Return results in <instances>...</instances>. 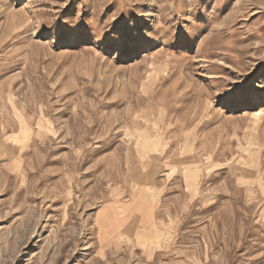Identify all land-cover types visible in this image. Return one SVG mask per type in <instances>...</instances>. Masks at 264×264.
<instances>
[{"label": "rangeland", "instance_id": "1", "mask_svg": "<svg viewBox=\"0 0 264 264\" xmlns=\"http://www.w3.org/2000/svg\"><path fill=\"white\" fill-rule=\"evenodd\" d=\"M0 264H264V0H0Z\"/></svg>", "mask_w": 264, "mask_h": 264}]
</instances>
